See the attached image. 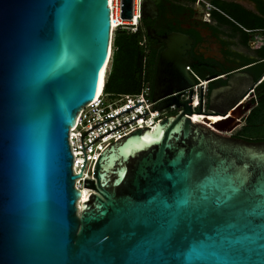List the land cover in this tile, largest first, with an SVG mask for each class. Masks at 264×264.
<instances>
[{
    "label": "water",
    "instance_id": "water-1",
    "mask_svg": "<svg viewBox=\"0 0 264 264\" xmlns=\"http://www.w3.org/2000/svg\"><path fill=\"white\" fill-rule=\"evenodd\" d=\"M109 4L0 0V264H264V141L223 132L255 83L233 76L205 108L201 86L195 110L185 34L158 38L166 48L153 86V111H179L108 145L82 199L85 149L113 130L87 147L83 136L142 103L81 137L75 173L70 129L110 57ZM132 11L133 0H122L121 18ZM157 13L143 0L141 18Z\"/></svg>",
    "mask_w": 264,
    "mask_h": 264
},
{
    "label": "flooded vegetation",
    "instance_id": "flooded-vegetation-1",
    "mask_svg": "<svg viewBox=\"0 0 264 264\" xmlns=\"http://www.w3.org/2000/svg\"><path fill=\"white\" fill-rule=\"evenodd\" d=\"M153 1L158 7L155 18H141L137 25L145 27L148 32L146 44L160 56L166 48L158 39L160 36L174 32L189 36L192 42L187 45L186 56L193 63L189 71L196 79V86L206 81V97L209 91L227 85L230 78L238 74L248 75L255 83L244 102L240 118L236 120L242 123L241 127L257 104L258 93L264 91L261 87L264 82V56L261 54L264 43L253 41L264 29L243 26L227 11L238 15L233 10V6L238 5L250 14L263 16L264 0ZM247 104L249 108H246ZM195 119L199 122L206 120Z\"/></svg>",
    "mask_w": 264,
    "mask_h": 264
},
{
    "label": "built area",
    "instance_id": "built-area-1",
    "mask_svg": "<svg viewBox=\"0 0 264 264\" xmlns=\"http://www.w3.org/2000/svg\"><path fill=\"white\" fill-rule=\"evenodd\" d=\"M121 2L122 0H111L109 4L111 7V18L113 17L118 20L121 19V23L117 21V25L115 26V30L118 28H131L132 32H135L137 29V25L133 23V20L136 16H138V22L141 19V5L143 0H133V19L131 21L124 20L121 18ZM137 13V14H136ZM134 26V27H130ZM254 43L261 44L264 43V30L261 33H258L254 38ZM112 56L109 57V66L106 72V80L108 79L111 64H112ZM189 70L190 67L187 66ZM206 81L201 82L195 88V94L193 95V108L195 110L201 104V97L199 93V87L203 86L204 96H203V106L204 108L207 105V97H206ZM105 86V84H104ZM188 92L182 94V100L188 99ZM195 98H198V102H195ZM160 101V100H159ZM159 101L153 100V91L152 87L149 83H144L141 92L133 95H124V94H111L106 93L103 89L101 95L95 97L91 102H89L79 113L77 124L74 128L70 129V144L71 150L74 155V172L79 173L84 166L85 154L83 152L82 139L81 137L88 132L91 128L99 125L100 123L112 118L115 115H118L136 105L139 102H142L138 106L118 115L117 117L95 127L90 130L87 134L83 136L84 147H87L90 143H92L96 138L108 133L105 136L98 138L94 141L90 146L85 149L87 162L85 164V169L83 173V177L76 180V186L83 190L84 180L92 178L93 165L95 164L99 154L111 143L116 141L118 138L124 136L125 134L139 128V127H149L155 122L161 120L164 117L171 115L172 113H176L179 111L175 105H172L168 108L162 110H156L155 107L158 105ZM148 113V114H146ZM146 114V115H143ZM143 115V116H141ZM141 116V117H139ZM139 117V118H137ZM137 118V119H135ZM135 119V120H133ZM133 120V121H131ZM131 121V122H129ZM129 122V123H127ZM127 123V124H125ZM125 124V125H123ZM123 125V126H121ZM121 126L118 129L117 127ZM115 129V130H114ZM234 130L228 131L227 133L232 135Z\"/></svg>",
    "mask_w": 264,
    "mask_h": 264
},
{
    "label": "trees",
    "instance_id": "trees-1",
    "mask_svg": "<svg viewBox=\"0 0 264 264\" xmlns=\"http://www.w3.org/2000/svg\"><path fill=\"white\" fill-rule=\"evenodd\" d=\"M187 1L195 2V0ZM233 10L238 15L233 14L232 11H226L243 26L264 29V13L263 16H255L238 5L233 6ZM141 21L143 22V20ZM148 36L146 28L141 25L137 26L135 32H132L131 28H118L116 30L113 39L114 50L111 69L104 86L106 93L138 94L141 92L144 83H149L153 91L159 55L150 50L146 44ZM261 54L264 56V48L261 50ZM261 87L264 89V82ZM256 103L246 117L245 123L237 131H233L232 136L247 141H264V91L258 93V102ZM173 114L175 113L171 115ZM195 121L199 122L197 119ZM228 131L231 130L229 128L223 130L224 133Z\"/></svg>",
    "mask_w": 264,
    "mask_h": 264
},
{
    "label": "bare ground",
    "instance_id": "bare-ground-1",
    "mask_svg": "<svg viewBox=\"0 0 264 264\" xmlns=\"http://www.w3.org/2000/svg\"><path fill=\"white\" fill-rule=\"evenodd\" d=\"M110 3H111V0H110ZM136 14H137V13H136ZM138 19H139L138 16H136V17L134 18L133 23H134L135 25L138 24ZM117 21H119V22L121 23V19H120V18H118V20H117V19H115V17H113L112 30H113V27L115 28V26L117 25ZM111 53H112V43H111V45H110V57H111ZM109 59H110V58H109ZM108 66H109V60L107 61L106 65L104 66L103 71H102V73H101V76H100V79H99V83H98V89H97L96 97H97L98 95H101L102 92H103L104 84H105V80H106V72H107ZM195 102H198V98H195ZM195 117L198 118V119H201V120H203V119L206 118V119L208 120L207 122H208L209 124H210V123H216L217 121L223 119V118H222L220 115H218V114H212V115H209V116H205L204 114H195V115L193 116V120H194V121H195ZM90 192H91L90 189H88V188H84V189L82 190V199H83V200H86V198L88 197V195L90 194Z\"/></svg>",
    "mask_w": 264,
    "mask_h": 264
},
{
    "label": "rangeland",
    "instance_id": "rangeland-1",
    "mask_svg": "<svg viewBox=\"0 0 264 264\" xmlns=\"http://www.w3.org/2000/svg\"><path fill=\"white\" fill-rule=\"evenodd\" d=\"M115 32H116V30H115L114 27H113V33H112V35H113V39H114ZM113 50H114V48H113V41H112V52H113ZM109 64H110V63H109ZM246 108H249V104H247ZM241 124H242V123H240V122H236L235 125H232V126H230V127H228V128H229L230 130L237 131V130L240 128V125H241ZM228 128H226V129H228Z\"/></svg>",
    "mask_w": 264,
    "mask_h": 264
},
{
    "label": "snow or ice",
    "instance_id": "snow-or-ice-1",
    "mask_svg": "<svg viewBox=\"0 0 264 264\" xmlns=\"http://www.w3.org/2000/svg\"><path fill=\"white\" fill-rule=\"evenodd\" d=\"M182 202H184V201H182Z\"/></svg>",
    "mask_w": 264,
    "mask_h": 264
}]
</instances>
